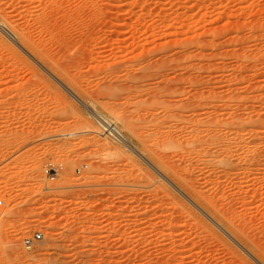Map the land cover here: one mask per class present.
Wrapping results in <instances>:
<instances>
[{"label": "rangeland", "instance_id": "obj_1", "mask_svg": "<svg viewBox=\"0 0 264 264\" xmlns=\"http://www.w3.org/2000/svg\"><path fill=\"white\" fill-rule=\"evenodd\" d=\"M0 201V264H264V0H0Z\"/></svg>", "mask_w": 264, "mask_h": 264}, {"label": "bare ground", "instance_id": "obj_2", "mask_svg": "<svg viewBox=\"0 0 264 264\" xmlns=\"http://www.w3.org/2000/svg\"><path fill=\"white\" fill-rule=\"evenodd\" d=\"M12 29H14V28H12ZM1 30H2V32H4V33H6L8 36H10L13 40L15 39V37H16V35H18V34H14L12 31H10L9 29H7L5 26L4 27H2L1 28ZM16 30V29H15ZM18 30V29H17ZM16 30V31H17ZM15 32V31H14ZM20 31H18V33H19ZM17 33V32H16ZM29 34H25V32H22L21 31V33H20V37H21V39H22V42H25V43H27L28 44V42H29V36H28ZM19 37V38H20ZM20 41V40H19ZM31 41V40H30ZM30 43V42H29ZM36 43V42H35ZM26 44V45H27ZM31 44V43H30ZM37 44V43H36ZM35 46L36 47V45L34 44V43H32L31 44V46ZM34 47V48H35ZM39 46H37L36 48H38ZM30 49L31 50H33L34 52H38L37 51V49L35 50V49H33V48H31L30 47ZM39 49V48H38ZM33 53V52H32ZM40 53V52H39ZM41 53H42V51H41ZM39 54L37 53V56H38ZM44 56V55H43ZM39 58V57H38ZM40 59V58H39ZM63 85V84H62ZM63 87V86H62ZM66 88V87H65ZM67 91L69 92V90L67 89ZM71 95H72V97H74L76 100H77V102H80L79 104H82L85 108H86V110L92 115V116H96V115H94V111L93 110H91V109H89V105H87L86 103H84L83 101H81L75 94H73V93H71V92H69ZM98 116V115H97ZM98 118V117H97ZM105 118V117H104ZM113 125L112 124H108V123H105V126H104V129H103V132H104V130H105V132H106V134H108V133H110L111 131H113V128H114V130H116V128L115 127H113ZM108 132V133H107ZM117 132V131H116ZM113 133V132H112ZM115 133V132H114ZM117 136V137H116ZM115 137L117 138V139H119V141H121V143H123L128 149H130L132 152H136V150H135V148L129 143V142H127V140L123 137V135H121V134H118V132H117V134L115 135ZM195 137V136H194ZM214 137V136H213ZM219 136H215L214 137V139L212 138V140L211 139H209V140H211L210 142L212 143V144H214L213 146H215V145H217V144H219V143H221V141H223L224 139L223 138H225V137H221L223 140H221V138H218ZM196 139H198L199 140V137L197 136V137H195ZM217 139H220L219 141L217 140ZM226 140H228V139H226ZM231 140V139H230ZM206 141V140H205ZM208 141V140H207ZM225 141V140H224ZM211 143H209V145H211ZM231 143V142H230ZM220 145V144H219ZM217 147V146H216ZM226 147H228V146H226ZM209 148H210V146H209ZM224 148V147H223ZM218 149V148H217ZM209 150V149H208ZM215 151V150H214ZM227 154V153H226ZM231 157V156H230ZM229 158V157H228ZM225 159V158H224ZM188 166V165H187ZM186 169H187V167H186ZM199 170V169H198ZM186 171V170H185ZM227 177V176H226ZM223 178V177H222ZM206 183V182H205ZM215 185V184H214ZM192 188V187H191ZM193 191V190H192ZM196 193H197V191H195ZM194 192V193H195ZM227 195V194H226ZM200 196V195H199ZM203 199V198H202ZM205 199V198H204ZM207 199V198H206ZM205 199V200H206ZM204 200V201H205ZM208 200V199H207ZM229 200V199H228ZM208 202V201H207ZM206 202V203H207ZM217 202V201H216ZM214 204H215V202L212 204V207L214 206ZM226 204V203H225ZM203 205V204H202ZM209 205V204H208ZM217 206H218V204H216ZM216 205H215V207H216ZM215 207H213L214 209H215ZM204 208V207H203ZM218 209V208H217ZM216 209V210H217ZM218 211V210H217ZM210 212V211H209ZM219 212H221V211H219ZM211 213V212H210ZM223 215H224V213H223ZM225 216V215H224ZM230 216V215H229ZM228 217V216H227ZM225 219H227V218H225ZM227 221V220H226ZM221 222V221H220ZM227 222H229V223H231L230 221H227ZM237 225V224H236ZM233 227V226H232ZM244 236V235H243ZM256 244V243H255ZM252 249V248H251ZM261 251V250H260Z\"/></svg>", "mask_w": 264, "mask_h": 264}, {"label": "built area", "instance_id": "obj_3", "mask_svg": "<svg viewBox=\"0 0 264 264\" xmlns=\"http://www.w3.org/2000/svg\"><path fill=\"white\" fill-rule=\"evenodd\" d=\"M115 125L113 124V127ZM112 127V128H113ZM113 132H114V128H113ZM110 135V134H108ZM112 137H114V135H110ZM45 174L47 176H49L51 179L55 178V175H57V169L55 167H51L48 166L46 167V169L44 170ZM2 204V201H0V205ZM43 240V235L41 232H35L33 235L25 237L22 240V246L24 249H26L27 251H31L35 248V246L40 243Z\"/></svg>", "mask_w": 264, "mask_h": 264}]
</instances>
